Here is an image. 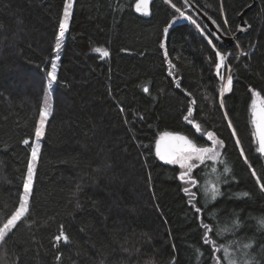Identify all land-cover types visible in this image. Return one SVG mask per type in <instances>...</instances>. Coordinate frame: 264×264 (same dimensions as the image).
Returning <instances> with one entry per match:
<instances>
[{
  "label": "trees",
  "instance_id": "obj_1",
  "mask_svg": "<svg viewBox=\"0 0 264 264\" xmlns=\"http://www.w3.org/2000/svg\"><path fill=\"white\" fill-rule=\"evenodd\" d=\"M190 1L227 36L237 33L240 15L253 3ZM64 2L0 0V225L23 194L40 111L46 102L51 109L34 166L30 216L0 244V264H216L223 252L214 254L203 242L202 222L214 229L209 239L230 251L233 241H252L248 251L264 264L257 225L264 193L251 175L252 168L264 174V155L256 151L249 112V88L264 95V0L244 13L249 32L229 48L182 0L172 3L196 24L178 19L165 0H153L148 19L134 13L136 0H74L49 90ZM209 39L232 69H221L233 76L223 97ZM188 107L203 132L224 141L222 163L206 161L193 170L195 187L180 181L178 166L155 156L162 132L200 137L184 119ZM196 142L210 144L206 137ZM225 166L230 172L223 176ZM206 175L220 187L214 202L203 193ZM236 219L243 221L239 231L216 235ZM61 230L69 242H55ZM236 258L245 259L239 252Z\"/></svg>",
  "mask_w": 264,
  "mask_h": 264
},
{
  "label": "snow or ice",
  "instance_id": "obj_2",
  "mask_svg": "<svg viewBox=\"0 0 264 264\" xmlns=\"http://www.w3.org/2000/svg\"><path fill=\"white\" fill-rule=\"evenodd\" d=\"M149 3L150 0H136L135 2V11L141 13L142 15L149 14ZM165 3L171 5V7L175 10L176 13H179L178 19L191 20L193 24H196L195 20H192L190 16L185 15L184 11L181 10L180 7H177L176 4L172 3V0H165ZM74 5V0H65L63 6V19L59 24V35L56 39V53L57 55L52 60L51 71L48 72V88L51 90L52 83L56 81V70H57V61H59L60 56V48L61 42L64 38L65 32L68 29L69 19L72 15V9ZM175 23V21H173ZM215 23V21H213ZM225 25H227V21L225 20ZM172 25H168V27L164 28V33L167 35L169 32V28ZM199 27V25H197ZM219 27V26H218ZM242 30V29H241ZM208 43L212 45L213 50L216 52V62L215 68L217 75L220 77L221 81H224L223 87L220 89V95L223 97L225 92H231L233 86V76L231 74L225 76L221 74V69H226L228 73H231V67L225 65L226 56L221 54V52L216 50V46L213 44L212 40L209 39ZM163 48L164 45L161 44ZM95 52L99 53L102 57H107L109 55L106 49L96 48ZM243 55H247V53H242ZM167 57V53H165ZM171 66V62H169ZM169 75H172L169 72ZM177 87H180L179 83H177ZM144 91L147 92L148 88L145 87ZM249 92L251 93L250 97V123L253 129L252 136L258 147L256 151L261 155H264V95L258 90L253 88H249ZM196 101H191V104H195ZM220 106L223 107L224 103L221 99ZM123 111V109H121ZM51 114L50 106L47 105L41 109L39 114V122L38 126L35 128V137H36V145L31 149V160L27 166V175L23 183V194L19 197L17 206L14 208L12 213L7 216L0 225V244L6 242L8 238H10L13 231L17 228L18 224L21 222H26L30 216V203L32 196V186L34 181V172H35V163L37 161L38 150H39V140L44 134L45 124L48 116ZM193 116V108H187V115L184 116L185 121L195 128L196 133H200V137L189 138L187 135H181L173 132H162L159 137L155 141V156L167 165H176L179 167L180 174L179 179L183 183L189 186H197L198 181L192 175V172L195 168L199 167L206 163V161H212L213 163H222L220 161L221 152L220 149L224 147V141L219 139L216 134L212 131H207L206 133L202 131L201 124L195 122L190 119ZM227 119V115H225ZM228 127L232 129V136L236 137L237 133L233 128L231 122L229 121ZM206 137V140L210 142V144H199L196 141L198 139H202ZM236 146L240 147V140L237 138ZM24 145L29 144V140L25 139L23 141ZM240 155L244 156V150L240 148ZM245 163L247 164V158L245 157ZM249 168H252L249 165ZM213 173H215L216 169H212ZM224 173L227 174L230 172V169L225 166ZM251 175L255 178V182L259 187V190L264 193V174H259L256 172L254 168H252ZM183 191L185 194L190 197H195V193L190 191V187H184ZM203 193L205 198L210 199L211 201H216L217 198L221 195L220 187L217 182H206L203 188ZM243 197H248L249 193L244 192L242 194ZM195 209L196 213H201L202 209L196 207L195 204L192 205ZM258 229L264 233V216L257 218ZM30 226V225H29ZM244 226L243 221L240 219H236L232 221L231 228L225 226L224 228H218L216 231L217 236H222L226 232H235L239 231L240 228ZM202 227L205 229L203 234V242L206 245H212V252L219 253L223 252V256L216 257V264H258L256 257L253 256L248 250L254 247V243L249 241L247 243H240L239 241H233V244L236 247L230 251L231 246L224 245H216V241L209 239V233L213 232V227L208 223L202 222ZM55 242L59 243L63 241L65 243L69 242V237L65 234L63 230L54 237ZM243 250V251H242ZM240 253L241 256L245 257V259H237L236 254ZM61 257L57 256L56 259L59 260ZM174 264V261L172 262Z\"/></svg>",
  "mask_w": 264,
  "mask_h": 264
},
{
  "label": "water",
  "instance_id": "obj_3",
  "mask_svg": "<svg viewBox=\"0 0 264 264\" xmlns=\"http://www.w3.org/2000/svg\"><path fill=\"white\" fill-rule=\"evenodd\" d=\"M188 10L198 19V21L208 30V32L213 36V38L224 48L231 47L237 40V38L240 35H245L249 32V27L245 24L243 16L246 11H248L250 8H252L256 0H253V3L251 6H249L241 15H240V25L238 28V31L236 34L232 36L225 35L222 30L218 27L216 23H213V21L196 5H194L190 0H182ZM153 2V0H150L149 3V14L148 15H142L141 13H138L135 11V5H134V13L142 17L144 19H148L150 17V5ZM242 29V30H241Z\"/></svg>",
  "mask_w": 264,
  "mask_h": 264
},
{
  "label": "rangeland",
  "instance_id": "obj_4",
  "mask_svg": "<svg viewBox=\"0 0 264 264\" xmlns=\"http://www.w3.org/2000/svg\"><path fill=\"white\" fill-rule=\"evenodd\" d=\"M62 19H63V18H62ZM40 140H41V138H40ZM40 140H39V144H40ZM36 143H37V141H36ZM225 175H226V174H223V176H225ZM215 176H216V181L220 182L221 177H219V175H215ZM211 177H212V176H211ZM211 177H209L208 175H206V176L204 177L202 188H204L206 182H211V179H210Z\"/></svg>",
  "mask_w": 264,
  "mask_h": 264
}]
</instances>
